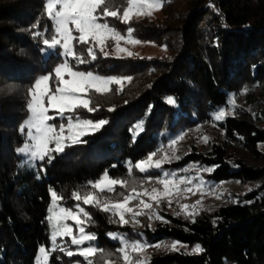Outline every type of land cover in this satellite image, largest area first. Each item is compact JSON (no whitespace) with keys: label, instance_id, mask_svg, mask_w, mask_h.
<instances>
[{"label":"trees","instance_id":"16d2710c","mask_svg":"<svg viewBox=\"0 0 264 264\" xmlns=\"http://www.w3.org/2000/svg\"><path fill=\"white\" fill-rule=\"evenodd\" d=\"M116 2L122 14L126 0ZM44 5L45 0H0V264H35L38 248L48 249L51 190L72 207V192L89 190L88 183L105 170L112 178L128 179L130 185L145 175L158 176L156 170L140 174L133 169L129 174L127 162L134 164L158 148H168L178 134L200 128H210L217 140L203 150L192 148L164 169L187 167L179 173L183 175L198 170L197 165L211 167L214 171L200 172V178L214 186L249 185L251 190L231 196L234 201L197 211L194 219L183 212L177 215V208H158L167 223L141 216L139 224L120 226L110 223L108 213L84 206L94 220L88 231L97 234L100 249L114 253L113 261L119 244L110 232L131 240L143 234L151 245L176 241L186 249L152 254L149 264H264V0H163L155 20L143 17L125 25L108 18L122 34L131 26L134 38L164 52L122 58L100 54L91 65H82V70L131 80L122 91L112 85L107 95L93 94L92 106L98 110L80 114L107 123L85 137L87 143L67 148L51 163L46 159L41 172V163L35 170L23 165L17 149L25 142L20 126L29 115L30 86L62 62L60 49L42 53V39L33 35L38 20L40 30L47 25L51 33ZM168 97L175 105L166 102ZM218 109H224L226 117L216 122ZM141 121L143 131L133 143L129 130ZM117 191L125 190L117 186ZM197 244L202 252L193 251ZM69 260L55 251L49 264Z\"/></svg>","mask_w":264,"mask_h":264},{"label":"snow or ice","instance_id":"6c2138e0","mask_svg":"<svg viewBox=\"0 0 264 264\" xmlns=\"http://www.w3.org/2000/svg\"><path fill=\"white\" fill-rule=\"evenodd\" d=\"M162 2L163 0H126V6L122 8L121 14L116 0H45L44 10L51 21V33L49 34L47 25L41 31L38 20L32 26L36 29L33 35L42 39L44 46L41 48L42 53L60 49L59 56L62 62L54 67L52 73L36 79L28 90L29 116L20 126L22 135H25V129L27 132L23 146L17 149L18 154L27 157L23 161L24 165L37 167V162H41L40 170L44 171L42 162L46 159L51 163L57 154L64 153L69 147L87 143L85 137L102 129L107 123L106 120L94 121L84 118L80 110L96 112L98 108L92 106L93 94L107 95L112 85H118L116 90L122 91L124 83L130 81L131 77L104 76L91 70H82L81 66L91 65L100 54L105 58L131 57L133 53L121 44L141 43L139 39L134 38V29L129 26L126 35L122 34L117 27L108 23V18L130 25L134 17L151 15L152 10H158L162 6ZM77 45L81 46L80 50L77 49ZM166 102L170 105L176 103L173 97L166 98ZM112 110L114 109H109ZM53 111L55 114H51ZM225 117L224 109H218L214 113L216 122ZM57 120L58 124L55 123ZM143 123L138 122L129 130L133 134V143L143 131ZM182 138V134H178L170 141L168 146L170 155L168 150L161 155L162 149L158 148L134 164L131 160L127 162L129 174L133 169L138 170L140 174L158 170L160 173L158 176L145 175L142 181L132 180L130 185L128 179L112 178L108 170H105L98 179L88 183L86 187L89 190L72 192V199L75 201L72 207L67 206L62 194L51 190V202L46 217L50 227L51 248L40 246L35 264H49L51 252L57 249L69 258L83 257L86 264H98V260L100 264H112L111 257L114 253L100 249L95 243L98 239L97 234L88 231L94 220L84 206L96 207L108 213L110 223L120 226L139 224L141 216L167 223L157 211L161 204L166 202L171 206L174 200L179 203L177 197H183L186 193L195 195L196 192L210 191L205 189L200 172L211 173L214 171L211 167L199 168L197 165L196 177L179 174L181 171L187 172V167L172 171L164 169L165 164L182 158L176 154L173 147ZM197 180L199 183H196ZM117 186L125 191L118 192ZM200 203L201 201L193 205L180 204V212H177V215L183 212L187 219H194L195 210ZM190 208L193 210L191 213L188 212ZM69 221L73 223L69 224ZM148 227H151V224ZM108 235L118 242L116 252L119 253L123 264H149V258L144 255L146 249L153 246L161 247L160 244H149L143 239V234L136 240H131L120 232H110ZM66 237L70 238L75 251L64 243ZM166 247L178 251V242L173 241ZM193 251L199 253L203 249L197 244Z\"/></svg>","mask_w":264,"mask_h":264},{"label":"rangeland","instance_id":"374dc122","mask_svg":"<svg viewBox=\"0 0 264 264\" xmlns=\"http://www.w3.org/2000/svg\"><path fill=\"white\" fill-rule=\"evenodd\" d=\"M159 16H160V8L158 10H156V9L152 10L151 15H146V16H142V17H138V18L134 17L133 19H141L144 17V18H147L149 20H155ZM76 35H78V34H76ZM121 46L126 47L129 51H131L135 55L147 56V57L159 55V54H162L164 52L162 48H159L150 42H141L140 44H137V45H130V44L126 45V44H123V42H122ZM232 104L234 105V103H232ZM51 114H55L54 111ZM55 123L58 124L59 120L55 121ZM26 132H27V130L25 129V135H26ZM182 136H183V138L181 140L177 141V144L175 146H173L176 149V154L179 155L180 157L183 155L189 154L191 151H193L192 148H195L198 151L203 150L211 144L210 143L211 141L213 142L214 140H217L215 133L210 128L190 129L188 132H185L184 134H182ZM165 150H168L169 155L171 154L170 150L168 148H166V149H163L161 151V155H163ZM17 154H18V152H17ZM18 155L21 157L22 164H23V161L25 159H27V157H24L20 154H18ZM57 155H60V154H57ZM175 161L176 160H174L173 162H175ZM38 163H41V162H37V164ZM28 168H32L35 170L37 167H28ZM156 171H158V170H156ZM197 171H198L197 169H193L192 171H190L188 173H184L182 176L196 177ZM41 172H43V171H41ZM36 177H37V179L40 178V175L38 174V172H36ZM200 179H202V178H200ZM202 180L204 181L205 189H210V191L205 190L203 193L196 192L195 195H193L191 193H186V194H184L183 197H177V200L179 201V203H177L174 200L172 205L169 206L165 202V203H163V205L161 204L159 206V208L164 206L163 210H165L166 212H172L175 208L180 210V207H179L180 204L193 205V204H196L197 201H201V203L197 206L195 211L197 212V211H201V210H207L209 208L221 206L224 203H227L228 201L229 202L234 201V200L230 199L231 196H233L235 199L237 197V195H242V193L249 191L253 188V186H249V185L240 186L238 184H220L219 186H214L211 183L205 181L204 179H202ZM196 183H199V181L197 180ZM49 206H50V203H49ZM49 206H48V208H49ZM192 211L193 210L191 208L188 209L189 213H191ZM68 223L72 224L73 222L69 221ZM46 224H47V234L49 236L48 249H50L51 248L50 227L47 223V219H46ZM130 225L133 226L135 224H130ZM59 242L60 241L58 240V243ZM64 243L68 247L72 248L73 251H75L74 246H71L70 238H67V237L64 238ZM160 245H161V247H159V248H156L154 246L148 247L146 249L144 255H146L148 258H150V256L152 254H155L158 252L162 253V252H165L168 250V247H166V246L169 244L167 242H163ZM179 248L186 250L185 247H178V249ZM56 251H59V250L57 249ZM37 256H38V253H37ZM67 258L70 259L69 261H67L68 264H77V262H79V264H82V260H84L83 257H79V256H73L71 258H69L67 256ZM112 264H123V260L120 259L119 256L115 257L114 261L112 260Z\"/></svg>","mask_w":264,"mask_h":264}]
</instances>
